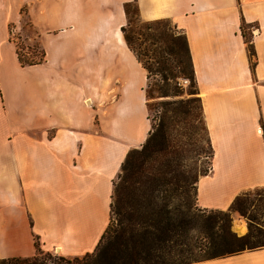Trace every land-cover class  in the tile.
Wrapping results in <instances>:
<instances>
[{"label": "crops", "instance_id": "1", "mask_svg": "<svg viewBox=\"0 0 264 264\" xmlns=\"http://www.w3.org/2000/svg\"><path fill=\"white\" fill-rule=\"evenodd\" d=\"M134 1L0 0V261L35 257L36 240L66 258L102 245L122 166L152 131L148 72L123 32ZM136 3L187 39L213 151L197 206L228 212L264 188V0ZM22 8L42 64L23 67L10 41ZM181 264H264V246Z\"/></svg>", "mask_w": 264, "mask_h": 264}, {"label": "rangeland", "instance_id": "2", "mask_svg": "<svg viewBox=\"0 0 264 264\" xmlns=\"http://www.w3.org/2000/svg\"><path fill=\"white\" fill-rule=\"evenodd\" d=\"M20 14L24 21L11 25L12 37L24 57L39 60V51L32 47L35 42L28 40L36 37L35 32L23 8ZM130 21L127 29L134 47L153 70V98H148L151 121L158 124L161 114H167L169 131L166 139L153 142L149 149L144 144L133 151L127 171L116 181L110 228L90 262L150 264L152 252L160 254V264H180L238 251L246 237L251 243L246 248L264 244V188L241 196L244 215L197 206V184L211 172L213 151L198 91L182 73L191 70L185 37L170 21L142 22L134 5ZM164 63L180 88L172 83L168 95L159 94L166 83L157 69ZM38 256L47 261L61 257L42 250Z\"/></svg>", "mask_w": 264, "mask_h": 264}, {"label": "trees", "instance_id": "3", "mask_svg": "<svg viewBox=\"0 0 264 264\" xmlns=\"http://www.w3.org/2000/svg\"><path fill=\"white\" fill-rule=\"evenodd\" d=\"M133 5L136 7V12H137V15L139 17V8H138V5L136 3V0L133 3L126 4L125 10H126V14H127V17H128V24H127L126 27L123 28V32L125 33V37H126V40L128 42V45L130 46L131 50L136 54V56L138 57L139 61L143 64L144 68L147 70L148 77L150 79L151 75L153 74L152 67L149 66L147 63H145L143 61L142 55L134 47L133 38L128 34V29L127 28H128V26L131 25L130 15H131V8L133 7ZM162 21H166V20H162ZM156 22H161V21H156ZM150 23H152V22H150ZM30 27H31V25H30ZM247 29H248V25L246 24L245 21H243L242 22V26H241L242 34H243V36H244V38L246 40V43L248 44L250 55L253 57V56H255L254 46L251 43L250 38L248 37V34L246 32ZM10 41L15 44L20 64L23 67H28V66H34V65L42 64L46 60V53L41 48L39 43L36 42L32 46V47H34L33 49H37L39 51L40 59L39 60H35L32 57H30V58L24 57V55L21 53V47L13 39L12 33H11ZM185 45H186V52H187V55H189L190 63H191V56H190V51H189V48H188V42H187L186 37H185ZM157 72L162 74L163 79H164V81L166 83V87L165 88H160L159 89V94L168 95L170 93V86L172 85V83H174L175 89L180 90V88L177 86L178 82H176V80L174 79L176 76L170 71V68L166 65V63H164L160 68H158ZM182 73L184 74V76L187 79L190 80L192 86H194L196 88V91H198L197 90V85H196L195 73H194V69H193L192 63H191V70H188V68H187V69H184L182 71ZM153 91H154V88H153L152 85H150V81H149L148 88H147V97L148 98H153ZM175 95H177V94H175ZM198 100L201 102L200 98H198ZM180 104H183V103H180ZM172 105H174V103H163V106H165V107H169V106H172ZM149 109H150V106H149ZM202 117H203V111H202ZM203 121H204V119H203ZM205 128H206V125H205ZM168 131H169V119H168V116H167V114H161V116L159 117V123L158 124H154L152 122V131L150 132V135H149L147 141L145 142L146 145H145L144 149L145 150L149 149V147L153 144V142L157 143V142H159V140L161 138L162 139H164V138L166 139ZM206 131H207V129H206ZM209 143H210V140H209ZM210 146H211V144H210ZM211 149H212V147H211ZM134 150H132L128 154V156L126 158V161H125V163L122 166V170H121V173L119 174L118 178L121 177L127 171V164L129 162V160L131 158V155L133 154ZM240 198H241V196L238 197L234 201L232 207L230 208V210L227 213L235 211V212L243 213V215H244L245 212H244V209L240 205ZM112 213H113V209H112ZM241 234H243V233H241ZM105 237H106V235H105ZM240 241L242 242L241 243L242 246H243L242 249H240L238 251L227 252V253H224V255H229V254L245 251V250H248V249H255V248L264 246V244H262V245L252 246L250 248H246L248 245H251V243H250V241H248L247 237L241 239ZM36 246H37L38 254H39L41 249L39 247V243H38L37 240H36ZM95 253L88 254V255H86L84 257H81V258L80 257H77V258H66V257H62L61 256V257L52 259L51 261H47L46 259H40L39 256L37 257V255H36L35 257L26 258V259H21V258L5 259V260H1L0 264H92L90 262V259L94 256ZM224 255L216 253V254H211L209 256H206V257H219V256H224ZM149 256H150V259H151V261H150L151 263L150 264H160V262H161L160 254L151 252L149 254ZM192 261H194V260H192ZM186 262H191V261H186ZM186 262H184V263H186Z\"/></svg>", "mask_w": 264, "mask_h": 264}, {"label": "built area", "instance_id": "4", "mask_svg": "<svg viewBox=\"0 0 264 264\" xmlns=\"http://www.w3.org/2000/svg\"><path fill=\"white\" fill-rule=\"evenodd\" d=\"M258 32H259L258 27H253V28L251 29V34H252L253 36H256V35L258 34Z\"/></svg>", "mask_w": 264, "mask_h": 264}, {"label": "bare ground", "instance_id": "5", "mask_svg": "<svg viewBox=\"0 0 264 264\" xmlns=\"http://www.w3.org/2000/svg\"><path fill=\"white\" fill-rule=\"evenodd\" d=\"M238 224H241V225H243V224H245V223H244V222H242V223L240 222V223H238Z\"/></svg>", "mask_w": 264, "mask_h": 264}]
</instances>
